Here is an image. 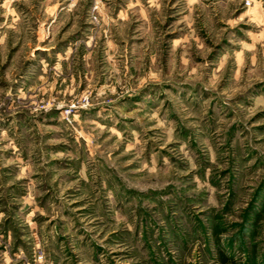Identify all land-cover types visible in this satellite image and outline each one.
<instances>
[{"label": "rangeland", "instance_id": "1", "mask_svg": "<svg viewBox=\"0 0 264 264\" xmlns=\"http://www.w3.org/2000/svg\"><path fill=\"white\" fill-rule=\"evenodd\" d=\"M0 264H264V0H0Z\"/></svg>", "mask_w": 264, "mask_h": 264}]
</instances>
